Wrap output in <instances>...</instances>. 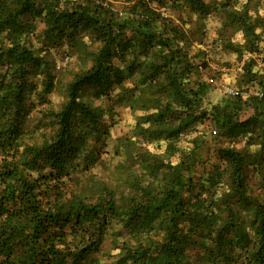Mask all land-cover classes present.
<instances>
[{
    "label": "trees",
    "instance_id": "trees-1",
    "mask_svg": "<svg viewBox=\"0 0 264 264\" xmlns=\"http://www.w3.org/2000/svg\"><path fill=\"white\" fill-rule=\"evenodd\" d=\"M230 1L220 2L225 25L243 41L225 40L224 48L260 54L264 15L248 0L238 6ZM210 11L206 0H0V264H92L117 221L115 234L122 239L111 264H264V196L249 193L243 175L245 165H264V85L259 81L261 96L236 94L203 105L208 85L198 76L206 65L188 51L195 39L182 17ZM37 21L48 45L65 40L90 63L72 72L60 108L48 109L55 127L40 142H27L21 139V123L34 102L26 100L31 95L35 102L46 101L55 77L50 46L35 48L23 40ZM86 35L98 42L97 49H84ZM127 56L125 67L115 63ZM249 60L243 73L254 80L255 59ZM136 72L148 89L157 86L166 96L155 99L156 111L142 120L147 125H138L140 135L168 141L179 159L164 161L140 148L137 156L150 181H139L124 205L106 188L91 198H66L55 184L71 162L86 164L99 156L98 144L109 134L111 91ZM35 73L42 77L39 90L30 79ZM86 88L105 95L109 105L82 100ZM204 124L214 126L219 137L242 136L257 146L248 157L232 147L220 149L228 179L219 193L220 216L211 214V200L202 194H215L224 169L198 163L199 135L189 150L174 144ZM234 199L250 220L234 215Z\"/></svg>",
    "mask_w": 264,
    "mask_h": 264
},
{
    "label": "rangeland",
    "instance_id": "rangeland-1",
    "mask_svg": "<svg viewBox=\"0 0 264 264\" xmlns=\"http://www.w3.org/2000/svg\"><path fill=\"white\" fill-rule=\"evenodd\" d=\"M206 1L211 3V11L204 16L191 14L189 18H187V14H184L182 25L195 39L188 50L190 54L194 55L193 60L204 62L206 65L201 68L198 79L208 85L202 103L209 108L223 98L235 96V94L225 92L224 86L236 89L243 99H247L250 95H256L258 91L262 92L263 89L259 81L264 85V60H260V57L264 55V42L260 43L261 51L258 55L248 52L239 55L224 48L225 40L241 43L243 41L242 34L225 25L226 18L224 7L220 5L221 0ZM231 1L234 2V0ZM244 1L246 0H236L235 5L238 6ZM248 6L252 9L257 8L259 13L264 15V0H248ZM168 12L176 17L174 12ZM23 40L35 48L50 46L52 61L55 65L54 86L51 92L47 93L46 101L35 102L34 96L30 95L26 102H34V105L26 109L25 117L21 123L23 132L21 139L27 142H40L55 127L51 118L47 116L48 109L57 110L60 108L66 100L67 86L72 78V72L79 67L88 65L90 60L86 56L80 55L65 40H62L58 45H48L44 37V25L40 21H37L34 33L24 36ZM81 40L84 43V49L95 50L98 47V42L93 41L87 35L83 36ZM254 58L255 63L253 62L251 69L255 76L254 80H249V77L243 73L242 65ZM127 62L128 56L122 62L115 60V63L121 67H125ZM141 78L140 73L136 72L130 77H125L122 85L111 91L110 100L113 112L107 121L109 134L102 143L98 144L99 156L92 162H85L86 164L82 160L78 161L79 164H76L75 161L71 162L66 174L60 177L58 184H55V188L57 186V189L66 198H72L73 195L91 198L106 188L115 196L119 205H124L126 197L137 190L139 181H150L144 169V160L140 161V156H137V151L140 148L141 150L148 149L149 152L164 161L174 163L179 159V153L172 152V149L167 148L168 141L154 138L150 141L147 140V136L140 135L138 125H147L142 120L145 115L156 111L155 99L159 96L161 101L166 99L165 91L157 92V86L148 89L146 84L141 83ZM30 79L35 90H39L42 77L35 73ZM117 92L118 94H116ZM141 96L144 99H140ZM80 97L91 105L104 106L106 103L109 105V100L105 95L95 93L90 88L84 89ZM246 110L249 111V109ZM248 111H244L243 114L246 115L249 113ZM218 134L219 132L214 126L204 124L199 125L196 130H192L188 134L181 135L174 141L179 149L189 150L193 146V137L199 135L198 163L205 164L207 169H212V165L216 163L221 165L220 169H224L222 171L223 180L219 186H215V194L212 195L208 190L202 194L207 203L211 200L210 209L213 211L211 212L213 216L223 214V207L219 204V193L227 187L228 183L227 170L219 155L220 149L232 147L241 150L246 157L253 155L257 149L256 145H247L242 136L228 139L219 137ZM130 155L132 156L129 157ZM243 175L248 185V192L262 198L264 196V165L262 164L260 167L245 165ZM134 176L136 177L134 178ZM132 179H135L133 186H131ZM231 204L236 217L244 218L246 221L250 220V213L242 210L235 199ZM119 227L120 222L117 221L107 229L102 248L94 255L93 261L91 260L92 264H111L118 257L117 246L119 239L122 238L115 234V230ZM199 255L200 253L197 252L194 258H198Z\"/></svg>",
    "mask_w": 264,
    "mask_h": 264
},
{
    "label": "built area",
    "instance_id": "built-area-1",
    "mask_svg": "<svg viewBox=\"0 0 264 264\" xmlns=\"http://www.w3.org/2000/svg\"><path fill=\"white\" fill-rule=\"evenodd\" d=\"M224 91L227 92V93H229V94H235V95L238 94V91L236 89H234L232 87H228V86H224ZM256 95L261 96L262 95V92L261 91H258L256 93Z\"/></svg>",
    "mask_w": 264,
    "mask_h": 264
}]
</instances>
